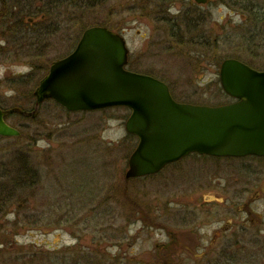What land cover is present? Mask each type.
I'll return each instance as SVG.
<instances>
[{"label":"rangeland","instance_id":"1","mask_svg":"<svg viewBox=\"0 0 264 264\" xmlns=\"http://www.w3.org/2000/svg\"><path fill=\"white\" fill-rule=\"evenodd\" d=\"M11 2L8 6L19 4L24 20L40 17L49 9L58 13L61 22L55 15L37 27L24 26L22 64L0 66V105L4 108L32 110L34 100L29 96L52 63L70 55L83 32L95 26L120 32L130 53L129 69L168 83L178 103L219 107L234 102L223 92L216 61L232 58L264 70V47L246 35L248 18L242 13L247 2L262 9L264 15V0H219L204 7V28L216 47L209 51L178 45L165 27V23L174 25L172 14L198 12L193 0L179 1L171 14L153 12L151 17L139 13L140 8L130 0H102L92 10L79 13L76 24H72L73 11L62 0ZM50 31L56 36L47 38ZM130 114L123 108L68 114L47 102L37 123L16 115L7 119L29 137L26 141H37V159L45 164L41 172L45 191L35 195V212H30L43 223L12 237L14 246L7 249L9 256L4 257V263L16 255L22 257L25 248L35 251L38 264H53L63 257L68 264H213L210 252L216 244L217 251L223 252L217 264H264V159L195 155L178 164L181 169L174 173L176 177L166 169L153 178L128 181L127 165L138 143L125 128ZM8 143H0V157ZM48 175L56 176V182L46 179ZM217 182L234 189V185L236 189L243 186V193H248L243 202L260 197L251 205L252 216L243 212V227H218L216 220L203 215V202H210V209L221 202L215 194L232 199L216 188ZM180 187L184 192L192 191L191 195L167 211V201L172 198L169 194ZM44 192L48 193L46 199ZM58 197L64 201L61 205L56 204ZM180 211L187 214L180 216ZM16 219L25 221L24 215L10 214L0 227L12 230L18 227ZM218 229L223 234L215 240L213 233ZM169 233L176 241L169 248L176 251L170 262L162 257L163 251L156 250L168 241ZM46 255L49 261H41Z\"/></svg>","mask_w":264,"mask_h":264},{"label":"water","instance_id":"2","mask_svg":"<svg viewBox=\"0 0 264 264\" xmlns=\"http://www.w3.org/2000/svg\"><path fill=\"white\" fill-rule=\"evenodd\" d=\"M194 1L205 5L212 0ZM128 55L121 35L106 27L87 29L74 52L54 62L40 81L32 111L0 108V137L21 136L6 122L8 116L36 119L40 106L53 101L68 113L131 111L125 127L138 145L126 180L159 174L192 154L264 158V71L236 59L223 61L221 87L236 102L219 108L197 106L175 101L164 82L128 71Z\"/></svg>","mask_w":264,"mask_h":264},{"label":"trees","instance_id":"3","mask_svg":"<svg viewBox=\"0 0 264 264\" xmlns=\"http://www.w3.org/2000/svg\"><path fill=\"white\" fill-rule=\"evenodd\" d=\"M131 4L136 7L140 8L138 10L139 13H142L146 17H151L153 12L155 14H162V12L165 14L169 10L173 8L174 5L179 3V1L182 0H130ZM3 2H7V0H0V10L2 11ZM8 2H11V0H8ZM102 2L99 0H62L63 5H69L68 8H71L73 11L72 13V24H76L77 19L76 16L81 12H86L87 10L90 11L94 7L98 6V3ZM12 3V2H11ZM9 4V3H8ZM14 6V5H13ZM166 8V11H165ZM163 10V11H162ZM262 9H257L254 5L248 4L247 2L243 3V17L248 18V22H246L247 30L246 35L249 36V39L253 43L254 40L259 45L264 47V15H262ZM46 18V21L44 23H48L51 20L52 16L57 15V20L60 21V16H58V13H54L53 11L47 9L45 12H42ZM199 11L195 9L191 13L183 14L181 16H178V18H173V24L171 23H165V27L169 28L170 31V39H173L176 41L178 45H186L190 48H199L202 51L204 50H212L215 47V42L212 44L208 40V30L204 28V25L207 23V21L202 20L201 14ZM8 16V14H7ZM61 22V21H60ZM24 26L25 23H23ZM168 25V26H167ZM183 29V31H182ZM24 32V31H23ZM58 32V31H57ZM184 32V33H183ZM44 36V35H43ZM45 36L47 38L56 36L55 31H50L48 34L46 33ZM186 40V41H184ZM218 42V39H217ZM216 46L218 44L216 43ZM261 46H257V48H261ZM212 48V49H211ZM224 61V60H223ZM222 61V62H223ZM222 62L216 61L217 66L220 68ZM34 100L35 105V99L33 95L29 96ZM29 98V99H30ZM28 100V99H27ZM54 106L55 103L51 102ZM50 104V103H49ZM33 105V108H34ZM3 109L2 105H0ZM56 107H58L56 105ZM22 110H25L24 108L18 107ZM32 108V110H33ZM59 108V107H58ZM30 110V111H32ZM27 111V110H25ZM20 116V115H16ZM21 118H24L20 116ZM29 120L32 123H37L39 121V118L36 120H33L31 118L26 119ZM20 130V129H19ZM21 137L12 139L14 141L10 142L11 139L7 138H0L1 142H9L6 146L7 148H4L2 150V156L0 157V222L4 220L6 217H8L10 214L16 215V216H23L24 220L23 222H20L18 219L15 221V225L18 227H15L11 230L10 227H0V259H2V262L0 264L4 263V257L9 256L8 248H12L14 245H12V237L17 236L21 234V232L31 230L34 228V225L41 226L42 224V218L39 220L38 215H30L31 211L35 212V207L33 205V202L35 200V195L37 193H42L44 190L43 182L45 180V177H42V168H45V164L38 161L37 159V152L36 149V142L37 141H26L29 140L28 136H24V133L20 130ZM26 138V139H25ZM23 141V142H22ZM24 143V144H23ZM53 175V174H52ZM48 175L46 179L49 181H55L56 182V176ZM52 178V179H51ZM51 179V180H50ZM46 193V192H44ZM48 193L45 194V199L47 198ZM58 195V194H57ZM56 195V197H57ZM60 195V194H59ZM48 200V199H47ZM56 200L57 205H61V202L63 203L62 197H58ZM61 200V201H59ZM36 202V201H35ZM32 205V206H31ZM60 210L62 207H59ZM52 214V212H50ZM42 216V215H41ZM40 216V217H41ZM67 215L62 219L65 220ZM148 218V217H147ZM39 220V223L35 220ZM34 226V227H33ZM14 227V226H13ZM12 227V228H13ZM37 228V227H35ZM35 252V251H34ZM32 250H27L25 248H22V252L20 253L22 257H19L20 255H16V257L10 262L6 264H38V262H35L37 259L36 255ZM50 257H44L41 258V261H49ZM67 258H58L56 262L53 264H68ZM234 264V263H232Z\"/></svg>","mask_w":264,"mask_h":264},{"label":"flooded vegetation","instance_id":"4","mask_svg":"<svg viewBox=\"0 0 264 264\" xmlns=\"http://www.w3.org/2000/svg\"><path fill=\"white\" fill-rule=\"evenodd\" d=\"M213 1H210L208 3H206V5H195L197 6V8L199 9L198 11L201 14L202 20L206 19V15L205 13H202L201 10L204 9V7H208V5L210 3H212ZM216 2V1H214ZM213 2V3H214ZM8 3L10 4L11 2H3V4H5L4 6H2V11L0 10V66L2 65H7L12 67L14 65H20L23 62V58L21 55V44H20V39L22 38L23 35V31H24V24L26 25V27H37L38 25L43 24L46 21L45 16H40V17H29L26 18L25 20L23 19L22 16V10L19 6V4H14V6H8ZM20 11V12H19ZM167 13L171 14V11L169 10ZM8 14V16H7ZM173 18H178V16H181L180 13L173 15ZM134 23V22H133ZM208 34V40L210 42V39L212 38V36ZM214 42V41H212ZM130 66V61L128 60V66L127 69L129 71H132V69H129ZM134 71V70H133ZM137 72V71H134ZM140 73V72H138ZM144 74V73H141ZM145 75H149L154 77L151 74H145ZM155 78V77H154ZM163 81V80H161ZM164 82V81H163ZM166 83V82H165ZM169 87L170 85L168 83H166ZM236 100H234L235 103ZM230 103V104H232ZM190 157V155H189ZM247 159V158H244ZM259 159V158H258ZM183 160L169 165L167 166L162 172H164L166 169H171L172 170V176L176 177L177 175H175L174 173L178 174L180 173V166H178L179 163H181ZM161 172V173H162ZM160 173V174H161ZM158 176V175H157ZM218 185L216 186V188L221 189L222 191H224V193H226L227 195L231 196V198H225L219 195L215 194V198H220L221 202L218 204V206H216L215 208L210 209V202H203L202 205L200 206H206V208L203 210L205 217L207 219H214L217 222H215L216 225H218V227H243V212L244 215H250L252 216L253 214L250 213V208L251 205L256 201L259 200L260 197H258L257 195H255L252 198H249L247 201L243 202V199L245 196H247L248 193H243V186L240 188L236 189V186L234 185L235 189L232 188V186L230 187L228 186H224L223 184H221L220 182H217ZM213 184V183H212ZM201 185V184H200ZM176 192L169 194L170 196H172V198L169 199V201H167V207L166 210H171L169 208H171V205H175V207L177 208V206L180 204V199H182L183 197H187L190 196L192 191L189 192H184L181 187L180 188H176ZM186 190V189H185ZM169 196V197H170ZM211 198H214V195H212ZM235 201H234V200ZM214 203V202H213ZM244 203V205H243ZM215 205V203H214ZM182 209V208H181ZM179 209V210H181ZM194 212H190L189 214L191 215ZM180 216L187 214L186 212H181L180 211ZM179 214L177 216H179ZM193 215V214H192ZM237 215H239L240 217H238ZM238 217V218H237ZM248 221V220H247ZM223 234V233H222ZM222 234L220 233V229H218V231H215L213 233V236L216 238H220L222 236ZM168 238V243H162V246L158 245V248L156 250L163 251V256L165 257L167 261H172L171 258L174 257V254L176 253V251H174V248H170V246H172V244L176 243V241H174V235L171 233H169L167 235ZM214 240V241H215ZM227 244H230L227 241H224ZM215 243V242H214ZM216 245V244H215ZM213 245L211 248V259H210V263H215L217 264V261L222 257L221 253L223 252H219L216 249V246ZM227 248V247H226ZM162 249V250H161ZM159 251V252H160ZM174 251V252H173ZM158 252V253H159ZM226 252V251H224ZM232 258H228L229 261H231ZM232 264V263H229Z\"/></svg>","mask_w":264,"mask_h":264},{"label":"bare ground","instance_id":"5","mask_svg":"<svg viewBox=\"0 0 264 264\" xmlns=\"http://www.w3.org/2000/svg\"><path fill=\"white\" fill-rule=\"evenodd\" d=\"M257 70V69H256Z\"/></svg>","mask_w":264,"mask_h":264}]
</instances>
